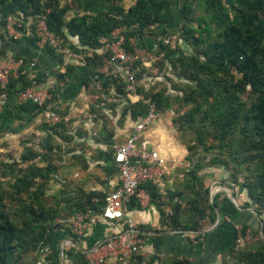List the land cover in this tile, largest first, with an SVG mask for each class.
Listing matches in <instances>:
<instances>
[{"label":"rangeland","instance_id":"rangeland-1","mask_svg":"<svg viewBox=\"0 0 264 264\" xmlns=\"http://www.w3.org/2000/svg\"><path fill=\"white\" fill-rule=\"evenodd\" d=\"M100 1L106 5H99ZM135 1L57 0L60 8H67L65 21L79 14L96 15L111 6L127 10ZM172 1L178 43L166 50L165 60L161 58L147 66L139 61L134 94L125 93L122 87L93 82L82 74L81 86L69 93L66 100L69 104L53 107L52 101L57 97L49 90V106L68 119L65 124L52 125L38 113L31 119H15L10 127L0 131V215L30 240L26 252L14 247L9 264H82L79 251L67 247L63 241L53 244L51 236L59 231L69 233L70 220L78 211V205L87 206L90 194H99L97 198L104 195L107 178L113 170L107 151L122 143L128 134L130 123L134 122L130 109L135 103L133 100L153 96L157 102L162 100L158 119L152 126L153 135L160 141L166 156L178 161V167L165 177V182L169 183L164 190L167 209L164 214L180 221L179 226L184 230L179 234L198 240L201 231L212 226L207 220L200 223V212H204V216L207 210L211 212L208 205L219 212L221 199L227 198L240 212L242 221L234 223L238 228L236 237L220 252L218 264H248L251 255L264 252V199L258 203L253 199L261 196L259 183L264 181V156L258 149L259 137L252 125L240 120L221 138L223 122H220L230 106L234 110H247L256 102L258 92L246 85L243 75L233 68L211 76L198 72V66L210 55L209 45L219 39L226 22L219 19V13L207 14L195 7L192 20L185 25L195 32L185 33L184 19L175 4L177 0ZM232 14L229 9L230 19ZM9 18L17 22L15 32L23 29L25 21L20 15L7 17L3 24L0 15V32L7 36ZM154 28L150 29L152 34H155ZM64 33L61 38L77 56L56 55L63 67V72H58L57 76L66 84L76 68L73 58L84 64L89 73L93 56L89 55L90 49L73 41L75 37L65 28ZM146 33L145 37L152 36ZM3 90L0 87V113L5 105ZM206 91L210 94L206 95ZM29 180L32 186L26 189L24 182ZM34 191L39 194L38 199ZM215 217L214 223L217 214ZM221 222L220 218L219 224ZM201 226V231L192 229ZM246 230H250L248 240L244 238ZM153 261L145 260L140 264ZM176 262L188 264L185 258L172 257L163 264Z\"/></svg>","mask_w":264,"mask_h":264},{"label":"trees","instance_id":"trees-1","mask_svg":"<svg viewBox=\"0 0 264 264\" xmlns=\"http://www.w3.org/2000/svg\"><path fill=\"white\" fill-rule=\"evenodd\" d=\"M175 4L179 7L184 19L182 26L185 33L195 32L192 29L188 30L185 28L186 23L192 20L191 14L195 7H200L207 14L219 13V19L226 22V29L219 35V39L209 45L210 55L204 63L198 66V72L211 76L227 68H233L243 75L246 85L249 84L256 93L258 92L256 102H253L247 110H234L231 106L228 107L225 115L221 117L223 120L220 118V122H223L221 123L223 126L221 138L229 134L232 127L241 120L255 128L253 130L259 137L258 143L260 147L258 149L260 154L264 156V0H177ZM173 5L172 0H136L127 10L122 6H111L106 11H100L96 15H74L68 21H65L64 16L67 8H60L57 0H0V15L2 17L1 23L5 24L7 17L22 15L26 21L28 18H36L37 15L44 14L47 27L53 34L64 37L65 28L69 35L78 38L81 47L95 51L102 46L101 40L110 38L111 32L119 27L128 29L135 27L130 31L127 30V38H142L147 34L146 32L154 36L151 32L152 30H150L152 27H166L167 30L164 33L173 34L178 26ZM229 9L233 11L231 19L228 15ZM45 10H48V12L45 13ZM205 31L208 32V30ZM0 39L4 41L3 50L0 54L4 55L12 48L1 32ZM168 48L170 47L160 46V51L165 52L162 60H165ZM48 49L54 51L50 47ZM129 49L132 50V48ZM12 56L16 60L22 59L23 64L19 69L18 76L16 78L9 77L6 86L3 88L5 105L4 111L0 113V131L3 128L10 127V123L15 119L19 121L31 119L41 111L31 102L18 101V94L31 85V80L23 73L29 62L24 57L15 55L13 52ZM101 60V55L93 54L91 70L85 74L90 79L96 76V68L101 64ZM138 63L139 61H137V65ZM85 77L87 78V76ZM99 82L101 85H109L116 88L122 87L124 92L128 93L127 83L122 78H100ZM205 94L208 95L210 92L206 91ZM152 98L146 97L130 105L134 121L146 114L147 106L144 103L145 100H150L155 104L157 113L162 108V100L157 102L155 96ZM63 124L65 123L62 122L57 125ZM12 131L17 132L16 128H12ZM108 158L112 160L109 165L113 164L111 167L113 169L112 173H115L117 169L113 162L112 154H108ZM24 185L26 189L31 188V180L24 182ZM259 186L261 196L256 195V198H253L257 203L264 199V181L260 182ZM144 188L150 193V203L160 206L161 204L156 202L159 199H163V196L159 194V188L152 183L146 184ZM32 193H34L35 199L39 198V194L35 191ZM98 195L95 193L90 194L86 201L87 206L78 205V211L75 213L84 212L88 209L100 211L104 205L105 194H100L101 196L97 198ZM221 206L219 214L222 222L224 217H234L238 213V209L227 198L223 197L221 199ZM134 208H140V206L131 201L127 209ZM208 209L211 212L207 210L208 214L204 216V212L201 211V217L198 219L200 223L207 220L212 225L216 219V209L210 205H208ZM2 215H0V264H9L14 253V247L17 246L18 249L26 252L30 248V240L15 229L12 223L8 222L7 218ZM161 220L172 231L182 232L184 230V228L179 226L180 221L177 218H168L163 211H161ZM192 229L193 231H201L202 226ZM140 230H143V228ZM34 242L37 243L36 240ZM157 245L158 243H155V246ZM263 254L264 252L262 253L261 251L251 255L248 264H264ZM78 257L82 260V264H88L81 252H78ZM143 261V258L138 255L134 256L128 264H140ZM187 263L192 264L189 261Z\"/></svg>","mask_w":264,"mask_h":264},{"label":"built area","instance_id":"built-area-1","mask_svg":"<svg viewBox=\"0 0 264 264\" xmlns=\"http://www.w3.org/2000/svg\"><path fill=\"white\" fill-rule=\"evenodd\" d=\"M29 22L30 32L35 36L39 46L50 47L66 57L77 58L65 40L48 29L44 14L38 15L34 19L29 18ZM7 24L9 37H16L13 28L17 22L9 18ZM126 32L125 28H116L111 32L110 38L102 42L100 54L102 60L96 68L95 78H122L127 83L128 93L134 94L137 87L136 74L139 71L137 61H141L142 65L147 66L160 60L164 56V52L160 51V46L173 47L178 43V35L176 33L163 34L156 39L150 49L137 51L136 38H127ZM3 46L4 41L0 39V53ZM22 64V59L16 60L9 51L4 55L0 54L1 88L6 86L9 77L16 78L18 76ZM29 65L30 67L34 66L33 63ZM50 98L49 91L35 82L18 94V101L31 102L41 109L40 114L46 122L52 125L66 122V118L51 110ZM144 103L147 106V112L134 122L132 133L126 137L124 142L111 147L112 159L117 168L116 187L105 195L104 205L100 211L88 209L76 213L70 220L69 231L75 238L83 237L88 224L95 220L122 221L124 224L123 231L107 237L90 249L81 251L88 264H128L134 256H138L144 251L141 233L131 219H125L127 206L131 201L140 207L147 206L150 203V193L144 186L152 183L158 188L164 187L163 182L167 172L171 167L178 165V161L162 156L148 142L140 140L142 134L158 119L155 104L150 100H145ZM244 238L246 240L251 238L250 230H246Z\"/></svg>","mask_w":264,"mask_h":264},{"label":"crops","instance_id":"crops-1","mask_svg":"<svg viewBox=\"0 0 264 264\" xmlns=\"http://www.w3.org/2000/svg\"><path fill=\"white\" fill-rule=\"evenodd\" d=\"M98 4L103 6L106 5V2L100 1ZM22 23H24V27L22 30L15 33L16 37H9L10 34L8 36L4 35L6 42H8L12 48V50L9 49V52H13L15 55L24 57L28 60L29 63L26 65L23 73L27 75L29 80H32L31 83L35 82L48 91L52 90L55 97H57V99L52 101L53 107H59L64 103L69 104V101H66L69 100V93L75 90L76 87L78 88L81 86V75L88 73L86 66L80 62L74 61L75 59L73 58V64L76 68L72 71L69 78H67V83H61L57 73L63 72V67L61 65L62 63H60L56 57L57 52L49 50L48 47L44 48L39 46L37 41H35V36L30 32L31 26L29 20L23 21ZM154 29V36H144V39H142L143 37L135 39V44L138 47L137 51L150 49L156 39L163 36V34H165L164 31L167 30L166 27H155ZM73 41L79 44L77 37H75ZM91 53L100 55L101 48L95 51L91 50L89 55L93 56ZM30 63H33L34 66L30 67ZM99 80L100 79H96L95 77L92 78L93 82L100 84ZM133 101L136 102L137 100L134 99ZM134 122L130 123V130L122 142L132 133ZM152 126L142 134L140 140L148 142V144L158 150L162 156L168 158L160 141L153 135L155 131ZM107 153L112 154L111 147ZM107 160L108 163H112L111 158H107ZM112 165L113 164L109 165L110 168ZM177 167V165L171 167L166 176ZM117 182L118 177L116 171L107 178V186L104 194L106 195L109 191L113 190ZM163 183L164 187L159 188V194L163 196V199L156 201L158 204H161L160 206L155 203H149L145 207L128 209L125 213V219H131L141 233L144 242V251L139 256L142 257L144 261L153 259L154 261L151 264H163V262L170 257L174 259L185 258L192 264H218L220 261V252L224 250L225 246H229L236 237V224L234 223L241 219L240 214H238L240 212L237 213V216L230 217L232 220H230L229 217H224V221L220 224L214 223L209 228L202 230L198 240H190L191 238L179 234L180 232L170 230L161 220V211L165 212L167 210L164 206V190L169 182H165L164 179ZM217 213L219 212L216 210L215 214ZM246 217L248 218L250 216L247 215ZM251 220L252 218H249L250 223H253V220ZM232 224H234L233 227L231 226ZM141 228H143V230H140ZM123 229L124 224L122 221L109 222L106 220H95L88 224L83 237L75 238L70 232L65 234L63 231H59L53 233L51 239L53 244L63 241L67 247L72 246L77 251L81 252L82 250H87L96 246L107 237L121 232ZM155 243H158V245L155 246Z\"/></svg>","mask_w":264,"mask_h":264},{"label":"water","instance_id":"water-1","mask_svg":"<svg viewBox=\"0 0 264 264\" xmlns=\"http://www.w3.org/2000/svg\"><path fill=\"white\" fill-rule=\"evenodd\" d=\"M232 198H233V196H232ZM219 221H220V215H219V213H217V221H216V224H218Z\"/></svg>","mask_w":264,"mask_h":264}]
</instances>
